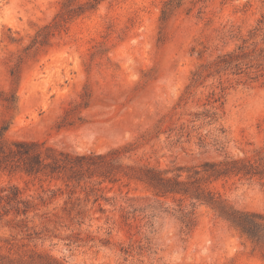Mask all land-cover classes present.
<instances>
[{"label":"rangeland","instance_id":"1","mask_svg":"<svg viewBox=\"0 0 264 264\" xmlns=\"http://www.w3.org/2000/svg\"><path fill=\"white\" fill-rule=\"evenodd\" d=\"M64 1L0 0V127L9 139L77 153L118 149L107 157L117 180L68 186L0 172V192L17 184L38 207L0 219V256L22 264H264V238L254 241L206 203L188 228L179 209L191 210V200L157 196L138 178L149 165L252 159L264 167V0H184L167 21L166 0H101L45 29ZM228 52L238 57L217 65ZM202 183L235 208L264 213V174ZM93 187L110 201L94 203ZM131 203L153 207L126 220Z\"/></svg>","mask_w":264,"mask_h":264},{"label":"trees","instance_id":"2","mask_svg":"<svg viewBox=\"0 0 264 264\" xmlns=\"http://www.w3.org/2000/svg\"><path fill=\"white\" fill-rule=\"evenodd\" d=\"M100 1L87 0L75 8L72 3L73 0H66L62 10L54 18V23L48 24L44 28L60 29L74 15L82 14L89 9H95ZM183 1L166 0L162 8L161 20L167 21L183 4ZM236 57L238 56L234 52L219 55L217 65L227 68ZM87 105L88 101H85L80 103L79 107H86ZM7 129L8 127L4 125L0 127V172L23 171L41 181L60 180L68 186L73 183L81 185V183L91 182L94 178L101 179L99 184L117 180V172L114 166L115 159H107V157L117 153L118 149H111L105 153H77L49 145L46 141L9 139L6 137ZM185 170H188L186 176H184ZM263 174L264 167H261V163H257L252 159H224L215 162L206 161L191 168L184 165H175L173 168H160L149 165L141 169L138 178L147 183L157 196L180 195L190 199L191 210L186 211V207H180L179 209L188 228L194 225L192 215H194L197 204L206 203L248 237L260 242L264 238V213L242 210L227 204L220 196L204 187L202 181L212 176L219 178L242 175L246 178H252ZM97 191L102 192L103 190L102 188L93 187L88 193V195H91L92 192H96L94 193V203L99 202L100 198L110 201V198L106 197L104 193L98 194ZM56 195L57 193L54 191V196ZM40 198L43 200L42 196ZM130 206L131 208L123 215L126 220L136 218L147 212L148 208L153 207H140L135 203H131ZM37 208V204L30 197L25 196L23 189L17 184L4 186L1 189L0 219L10 213L15 214L17 217L20 215L28 217L29 213ZM101 208L105 210L103 206ZM39 257L42 258L43 256L39 255ZM0 264H22V262L18 259H8L0 256ZM48 264L59 263L50 260Z\"/></svg>","mask_w":264,"mask_h":264}]
</instances>
